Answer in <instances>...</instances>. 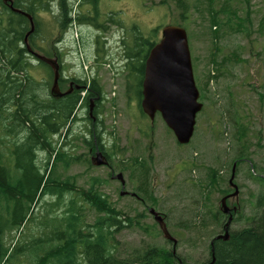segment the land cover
<instances>
[{"label":"rangeland","instance_id":"1","mask_svg":"<svg viewBox=\"0 0 264 264\" xmlns=\"http://www.w3.org/2000/svg\"><path fill=\"white\" fill-rule=\"evenodd\" d=\"M77 1L70 0L71 5L79 9V4L84 2L83 11L92 9L89 0H80L78 6ZM185 1L186 7H180L178 0H99V8L101 21L109 15H117L129 28L135 24L144 34L158 27L159 40L162 28L168 24L181 25L187 30L195 81L200 93L199 87L205 92L204 100L200 98L203 108L197 115L195 133L188 144L178 143L160 113L152 121L147 114H142L139 97H134V94L132 98L128 96L121 46L124 30L119 26L112 25L104 32L88 24L80 26L79 35L84 44L82 49L77 45L72 27L63 40L57 42L62 52L61 78L68 79L61 81L62 91L70 88L73 77L85 79L88 83L93 77H98L103 86L97 131L98 140L101 136L103 147L110 155L112 167L96 166L91 162V151L95 148L91 150L83 140L84 134L88 133L87 128H92L88 118L89 105H84L77 109L78 120L74 123L73 135L65 140L62 138L58 143V147L64 146L79 159L68 168L62 164L55 165L54 173L60 179L75 182L79 191L89 189L94 179L102 180L95 188L104 193L117 209L134 218V222L139 221V224L116 233L117 255L120 258L150 245L173 249V243L165 238L150 213L152 207L165 216L170 233L178 239L177 254L187 264H201L209 258L211 240L223 231V225L216 224L212 215L221 208V199L235 190L230 184L234 156L239 148L235 138L238 131L233 121L235 114L237 120L247 127L246 151L253 161L246 159L240 164L236 163L234 182L239 187V194L230 197L227 205L237 208L239 203L240 209L238 220L232 223L231 230L247 225V218L260 209L257 200L264 191V181L259 179L264 175V33L261 29L264 0H231V10L235 9L237 14L235 21L244 22L240 31L226 25L211 28L213 12L221 10L222 0H214V4L211 0ZM50 3V10L37 12L39 33L36 40L46 48L59 37L60 29L58 0H51ZM182 11L186 13L185 19ZM100 35L105 41V52L101 53V57L97 53L96 40ZM81 52L82 58L88 60V69L83 65ZM215 54L218 62L223 59L228 61L219 70V78L206 84L209 72L216 74L210 61ZM26 58L30 63V84L44 83L45 93L51 96L53 78L50 71L32 54ZM36 91L42 94L40 88ZM25 137L23 130L8 136L10 142L7 151L14 147L11 141L16 139L21 142ZM87 137L89 139L90 134ZM46 158V152H38L37 163L45 172ZM135 158L146 161L150 166L149 185L156 197L155 202L121 194L123 190L136 192L140 184L139 171L121 167H128ZM16 162L14 156L9 164L14 168ZM254 163L258 176L251 175ZM210 168L218 170L221 178L220 185L211 189L207 185ZM112 172L115 175L123 173L126 181L124 188L120 180L112 178ZM76 192H66L64 201L68 203L76 198ZM57 199L56 195L46 194L35 200L27 212L24 225L20 229L5 230L3 239L6 246L17 244L18 251L26 246L27 254L21 252L12 264L31 263L29 242L37 238L45 240L49 232L41 222L47 219L54 221L64 212L65 202L59 207L52 205ZM78 200L80 204H85L87 223H94L98 215L96 210L82 199ZM10 216L12 218V213ZM226 220L227 217L224 222Z\"/></svg>","mask_w":264,"mask_h":264},{"label":"trees","instance_id":"2","mask_svg":"<svg viewBox=\"0 0 264 264\" xmlns=\"http://www.w3.org/2000/svg\"><path fill=\"white\" fill-rule=\"evenodd\" d=\"M211 1L214 4L216 0ZM50 2L51 0H13V5L34 18L36 28L29 37L32 48L48 57H57L60 62L62 52L57 42L63 40L71 27L74 7L70 0H58L59 37L46 48L39 45L36 40L39 33L37 12L41 9L50 10ZM89 2L92 4V9L88 12L82 10L84 2L79 4L80 7L76 11L77 23L80 26L88 24L103 32L108 31L112 25L124 30L121 46L128 96L132 98L134 94V97H139L140 109L142 114L146 115L141 106L142 83L148 54L159 41L158 27L144 34L135 24L129 28L117 18V15H109L106 20L101 21L99 0H89ZM178 3L180 7L187 6L185 0H178ZM221 5V10L217 9L213 12L211 28L217 29L226 25L240 31L244 22L235 21L237 14L235 9L231 10V0H222ZM182 16L185 19L184 11ZM261 29L264 33V22L261 23ZM29 30V18L14 12L9 6V0H0V264H12V261L22 254L21 252H24L23 255L27 254L24 249L26 246L19 251L17 244L12 247L6 246L3 235L5 230H16L24 225L27 212L35 200L43 198L46 194L56 195L58 199L52 205L59 207L65 202L66 192L79 191L75 182L60 179L54 173L55 165L62 164L64 168H68L71 163L79 159L69 153L64 146L58 147V143L62 138L65 140L73 135L74 123L78 120L76 115L78 107L90 105L93 99L97 104V111L104 96L103 86L98 77H93L89 84L85 79L73 77L71 80L83 87L59 98L47 95L42 86L44 83L35 84L42 94L37 93L38 88L30 84L31 76L28 73L30 63L26 58L29 53L24 45ZM96 40L97 53L101 57V53L105 52V41L101 35ZM80 46L81 49L84 46L82 39ZM210 61L215 67L216 74L209 72L206 84L219 78L221 74L219 70L228 59L218 62L215 54ZM39 62L48 68L53 78L51 67L43 61ZM14 72H16L15 77ZM65 80L67 79L61 78L60 83ZM50 83L51 80L47 84ZM199 88L200 98L204 100V89ZM234 118L235 120L232 119L238 126L235 138L239 148L236 150L233 164H240L246 159L253 161L246 151L247 127L237 120V114ZM21 130L26 132V137L21 142L16 139L11 141L14 147L8 152L6 149L10 142L8 136L18 134ZM97 130L93 127L87 128L86 132L90 134V138L88 139L87 134L83 136L84 143L90 149L95 148ZM39 151L47 153L46 172L37 163ZM14 156L17 162L13 168L9 161ZM133 161L128 167L124 165L121 167L139 171L140 184L136 190L137 194L143 200L151 199L155 202L156 197L153 196L149 185L150 166L140 158H135ZM252 165L251 175L258 176L256 164ZM207 178L208 188L220 185L218 170L210 168ZM259 179L264 181V175L262 174ZM102 182L100 179H94L89 189L76 192L78 193L76 198L68 203L65 202L64 212L56 216V220L47 219L41 222L49 232L44 237L45 240L37 238L29 242L30 264H178V260L187 264L183 257L173 253V249L157 245L134 250L125 258H120L117 255L116 233L123 228L139 224V221L134 222V218L128 217L122 209H117L108 201L104 193L95 188ZM78 198L89 203L96 210L98 215L94 223L88 224L85 220V204H80ZM257 204L260 209L247 218V225L233 230L230 227L229 239L214 241L213 264H264V191L259 194ZM237 213L238 211H233L232 223L238 220ZM226 217L221 208L212 215L214 222L221 226L226 223L224 222ZM211 248L210 244L209 258L201 264L212 260Z\"/></svg>","mask_w":264,"mask_h":264},{"label":"water","instance_id":"3","mask_svg":"<svg viewBox=\"0 0 264 264\" xmlns=\"http://www.w3.org/2000/svg\"><path fill=\"white\" fill-rule=\"evenodd\" d=\"M9 6L14 12L24 14L30 20V30L25 36L24 45L29 54L51 67L54 75L50 89L51 95L59 98L72 92L73 87L66 91L61 90V64L58 58L48 57L32 48L29 37L36 28L33 16L14 7L13 0H9ZM72 84L74 82H71V86ZM82 87V85L77 84L78 89ZM142 95L141 106L145 114L154 121L157 113H160L168 127L174 132L178 143L188 144L195 133L197 115L203 108V103L200 101V91L194 77L189 38L185 27L168 24L162 28L160 40L152 47L146 59ZM92 163L102 166L107 165L109 161L105 154L99 150L92 158ZM235 174L236 163L230 178V184L235 190L221 199V210L229 217L225 223L224 232L215 236L211 241L212 260L205 264L215 262L214 241L216 239L227 240L230 237L229 230L233 220V211H236L237 208L229 207L227 200L233 196L237 197L239 194V187L234 182ZM116 177L122 181L124 188L123 173L119 172ZM121 194L124 195L126 192L123 190ZM150 213L153 214L165 238L173 243V253L176 254L178 239L170 233L165 216L153 207L150 208ZM179 264L184 263L179 260Z\"/></svg>","mask_w":264,"mask_h":264},{"label":"flooded vegetation","instance_id":"4","mask_svg":"<svg viewBox=\"0 0 264 264\" xmlns=\"http://www.w3.org/2000/svg\"><path fill=\"white\" fill-rule=\"evenodd\" d=\"M15 75H16V72H14V77H15ZM21 77V76H20ZM68 80V79H67ZM71 82H73L72 80H70V87H73V90L74 89H78L77 88V83L75 82L74 84H72V86H71ZM143 98V97H142ZM92 100L93 99H91V103H90V105H89V111H88V118H89V120L91 121V124H92V127L93 128H96V129H98V127H99V124H100V116L101 115H99L100 113L98 112L97 113V111H96V109H97V104L93 101L92 102ZM99 108V107H98ZM92 113V114H91ZM97 114V115H96ZM98 131H99V129H98ZM19 134V133H18ZM95 150L94 151H91L92 153H93V155H92V158L94 157V155L97 153V151H99V150H101L104 154H105V156H106V159L109 161V163L107 164V165H102L101 167H103V166H105V167H112V164H111V159H110V155L107 153V151H105V149H104V147H103V144H102V142H101V136L99 137V140H98V138L96 137L95 138ZM91 150H93V149H91ZM91 162H92V159H91ZM93 164V163H92ZM94 165V164H93ZM97 166V165H96ZM112 178H117L116 177V175H115V173L114 172H112ZM118 179V178H117ZM125 179V178H124ZM119 180V179H118ZM121 181V180H120ZM121 184H122V181H121ZM125 185H126V181H125ZM122 187H123V184H122ZM122 192V191H121ZM126 192V194H128V195H131V196H135V198H137V199H139V200H142V198L137 194V192H132V191H125ZM229 194H231V193H229ZM228 195V194H227ZM229 199V198H228ZM235 208V206H233L232 207V209H234ZM240 209V205H239V203H238V207H237V209H236V212L238 211ZM227 215V214H226ZM228 217H229V215H227V219H228ZM227 221V220H226ZM224 226H225V223H224ZM224 226H223V231H222V233L224 232ZM219 234H221V233H219ZM218 234V235H219ZM214 239V238H213ZM212 239V240H213ZM211 240V241H212ZM210 244H211V242H210ZM178 262H179V260H178ZM179 264V263H178Z\"/></svg>","mask_w":264,"mask_h":264},{"label":"built area","instance_id":"5","mask_svg":"<svg viewBox=\"0 0 264 264\" xmlns=\"http://www.w3.org/2000/svg\"><path fill=\"white\" fill-rule=\"evenodd\" d=\"M78 2H80V0L77 1L76 5L79 4ZM77 9L78 8H76V6H74V12L72 14L73 21H72L71 27H72L73 35L75 36L77 45H78L79 49H81V46H80V35H79V25H78V23L76 21V10ZM82 56H83V54L81 52V58H82ZM87 61L88 60H85L84 58H82L83 65L85 66L86 69H88L90 67V65L87 64Z\"/></svg>","mask_w":264,"mask_h":264},{"label":"bare ground","instance_id":"6","mask_svg":"<svg viewBox=\"0 0 264 264\" xmlns=\"http://www.w3.org/2000/svg\"><path fill=\"white\" fill-rule=\"evenodd\" d=\"M8 184V183H7Z\"/></svg>","mask_w":264,"mask_h":264}]
</instances>
